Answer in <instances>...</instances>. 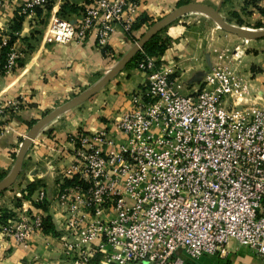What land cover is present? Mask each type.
Listing matches in <instances>:
<instances>
[{"label":"built area","instance_id":"1","mask_svg":"<svg viewBox=\"0 0 264 264\" xmlns=\"http://www.w3.org/2000/svg\"><path fill=\"white\" fill-rule=\"evenodd\" d=\"M48 1L27 0L18 12L31 15ZM138 2L93 0L53 16L42 39L67 43L92 34L106 50L114 31L130 30ZM7 40L0 36V47ZM19 57L9 50L4 70ZM155 63L147 55L137 61L147 81L129 93L117 118L73 136L56 197V235H49L74 264H196L224 257L232 242L264 264V79L214 65L201 88L181 93L171 67ZM44 198L39 188L34 201ZM44 216L24 209L0 230L27 245L45 234Z\"/></svg>","mask_w":264,"mask_h":264},{"label":"crops","instance_id":"2","mask_svg":"<svg viewBox=\"0 0 264 264\" xmlns=\"http://www.w3.org/2000/svg\"><path fill=\"white\" fill-rule=\"evenodd\" d=\"M25 1L27 0H5V4L0 7V36L9 38V26ZM92 1L50 0L48 8L43 7L31 15H25L19 29L14 32L13 44L23 49L21 63L12 73L5 74L6 71L2 73L0 70V107L8 104L6 107L16 110L15 104L9 105L12 99L27 105L17 106L18 110L8 117L0 114V180L10 173L20 143L28 128L41 117L40 112H49L63 104L75 89L88 82L91 73L102 68L106 72L113 66H107L109 58L102 55L103 49L96 46L92 34L82 40L67 43H47L40 38L33 51L28 52L26 48L27 44H32L35 40L37 34L34 30L40 25L38 22L42 21L43 31L50 19L60 15L63 9H80ZM180 1L139 0L135 13V20L138 19L139 23L137 29L132 30L135 38L145 32L150 22L158 20L181 4L201 2L217 6L220 0ZM261 7L259 0H222L219 11L224 9L228 14L239 16L241 12L251 11L255 17H261ZM176 31V28H168L166 34L173 40L157 58L167 65L175 64L173 79L176 89L179 88L181 93H192L199 87L193 76H199L215 65V48L211 47L214 39L206 36L205 43L201 36L190 37ZM131 39L119 28L109 36L107 49H111L116 56H122L134 44ZM259 54L264 57V52L255 54L256 66L252 69L257 68L260 72L250 70L247 73H256L255 78L261 81L264 79V58L259 57ZM146 79L143 72L129 68L122 70L109 84L107 97L110 101L104 109H92L98 102L90 99L86 102L88 105L84 103L80 106L82 108L76 107L63 112L39 130L30 141L15 181L0 192V211L5 209L14 216L24 209L33 212L40 209L45 216L50 217L55 230L59 181L64 167L73 159V136L79 131H95L117 118L128 105L129 93L142 86ZM179 80L182 86L178 84ZM85 104L89 112L83 109ZM6 118L8 121H4ZM31 182H37L38 185L25 197L23 194L27 192L26 186ZM39 188L45 191L42 204L34 201ZM49 234L35 233L29 238L27 245H20L0 230V264H74L63 255L61 247ZM91 264L97 263L93 260Z\"/></svg>","mask_w":264,"mask_h":264},{"label":"rangeland","instance_id":"3","mask_svg":"<svg viewBox=\"0 0 264 264\" xmlns=\"http://www.w3.org/2000/svg\"><path fill=\"white\" fill-rule=\"evenodd\" d=\"M263 9H264V7H261L259 10L263 11ZM221 14L224 17V19L230 23L241 25V26H244L247 28H253V29L259 28V27H256V25H255L256 22H258L259 20L260 21L264 20V17H262V16L261 17L260 16L255 17V15H253L251 13V11H247L245 13L241 12V14L239 16V15H234V14H228L224 9H221ZM236 17L240 18L242 20L241 24L236 23V20H235ZM38 24H40V25L38 26V28L36 30H34L35 34H37L35 37V40L32 41L33 42L32 44H27V46H26L28 52L33 51L35 49V46L37 44L38 39L42 38V33L44 32L45 26H44L43 31H42V27H43L42 21L38 22ZM261 27H264V26H261ZM168 28L169 29L176 28L177 29L176 33L177 32H180V34L186 33L190 37L201 36V37H203L202 40L205 41V43H207V42H206V39H204V37H206V36L212 37V39H214V42L212 43L211 47L214 46V48H215V51L213 53H214V55H216L215 65H217V66L237 67V68L241 69L243 72H250V70L254 71L256 73L260 72L259 69H257V68L252 69V67L256 66L255 62L257 60V57L255 56V54L259 53V51L262 53L264 52V38L244 39V38L237 36L236 34L226 32L225 30H223L219 27V25L217 24V22L215 20L208 17L207 14L201 13L199 11H192L189 14H184V15H181V16L173 19L171 22L166 24L161 29V33L166 34ZM181 29H183V30L181 31ZM127 35L129 38L132 37L131 40L133 43H135L139 39V37H138V39L136 38V40H135L134 34H131V36H129V34H127ZM169 38H170V42H171L173 39L171 36H169ZM212 39H211V41H212ZM42 40L44 41V39H42ZM170 42L168 43V46L170 45ZM205 43L203 44V46L206 45ZM11 49L15 50L18 53H21L23 51V49L21 47H16L15 44H13V43H12V46L9 48V50H11ZM9 50H8V52H9ZM224 50H226V51L224 52ZM102 55L109 58L107 60V62H108L107 66L109 67V66H111V64L114 66L117 63V61L124 54L122 56H116L113 54L111 49H107V50L102 51ZM260 56H261V58L263 57L262 54H259V57ZM19 59H21V57L17 58L16 66L10 72H6L5 74L12 73L15 70V68L18 66V60ZM157 60H159L157 63L158 65H167V63L165 61H163L162 59H157ZM169 66L171 67V76L173 77V76H175L174 74L176 72L175 71V64H170ZM125 69H128V68L123 67L121 69V71L125 70ZM129 69L135 70L136 72H143L145 77H147V73L144 72L143 70L137 68L136 64L130 65ZM121 71H119V72H121ZM106 72H105V68H102L98 71H95L94 73H91V75H89V77H88V82L80 85L78 87V89H75V91L72 92L71 96L69 95L70 98H66L65 102L68 101L69 99H71L72 97L78 96L80 93L87 90L94 83V81H96L101 75H103ZM119 72L116 73L108 82H106L102 87H100L87 100H85V101L81 102L80 104L72 107L71 109L76 108V107L82 108V107H80L81 104L88 102V100H90V99L94 100V101L96 100L98 102L97 104L95 103L96 104V105H94L95 107L92 108L94 110L104 109L106 106H108V102L110 101V99L107 97L108 91L110 90L109 84L111 83V80H113L114 77L117 74H119ZM205 73L200 74L199 76L198 75L193 76V80L199 86L198 89L203 86V78H204ZM256 73L252 74V79H254ZM146 81H147V79H146ZM146 81H144L142 84L146 83ZM178 84L180 86H182V82H180V80H179ZM178 89H177V91L180 92V90H178ZM250 100H253V99H250ZM10 101L11 102L9 103V105L11 104L14 106V104H15L16 110H13V109H10L9 107H6L8 104L5 107H0V109L4 110L2 112V114H4L7 117L12 115L13 113H15L14 111L18 110L17 106L19 107V106L23 105L26 107V105H27V104L19 103L20 101L16 100V99H12ZM13 102H15V103L13 104ZM86 104L83 105L84 106L83 109H85V110L87 109L86 106L89 103L87 105ZM29 105L35 106L36 104L35 103H29ZM71 109H69V110H71ZM87 110H88V112L90 111L89 109H87ZM50 111H52V110H50ZM40 113H41V117L39 119H41L48 112L46 111V112H40ZM195 263L196 264H261L258 257L251 250H249L243 246H238L237 244H235L233 242L230 243V245L228 246V252L224 255V257L217 258L216 256L206 255V256H203L199 259H196Z\"/></svg>","mask_w":264,"mask_h":264},{"label":"water","instance_id":"4","mask_svg":"<svg viewBox=\"0 0 264 264\" xmlns=\"http://www.w3.org/2000/svg\"><path fill=\"white\" fill-rule=\"evenodd\" d=\"M221 2L222 0L219 1L217 6H211L209 4L201 2H186L177 6L163 17L154 21L139 37V39L132 45V47L117 61V63L113 67H111L106 73L100 76L87 90L80 93L78 96L72 97L65 103L57 106L54 110L48 112L41 119H38L36 122H34L28 128L24 138L20 143L10 173L5 178L0 180V192L6 190L15 181L25 152L30 144L31 139H33L35 134L55 117L59 116L63 112L71 109L72 107L80 104L81 102L87 100L90 96H92L100 87H102L116 73H118L123 67H125L126 63L144 45V43L149 38H151L154 34L160 31L166 24L171 22L173 19L181 15L188 14L192 11L205 12L209 14L213 19H215L220 28L225 30L226 32L233 33L241 38L244 37L247 39L264 38V27L254 28V30H251L250 28L233 24L225 20L221 12L219 11V6Z\"/></svg>","mask_w":264,"mask_h":264},{"label":"trees","instance_id":"5","mask_svg":"<svg viewBox=\"0 0 264 264\" xmlns=\"http://www.w3.org/2000/svg\"><path fill=\"white\" fill-rule=\"evenodd\" d=\"M49 2L50 0L48 1V3L45 5V7H49ZM181 3L184 2V0H181L180 1ZM40 7H35L34 8V11H39ZM81 9V8H80ZM79 8L78 9H74V8H69V10H66V9H63V12L59 15V16H62V17H66L68 16L69 14L73 13V12H77L80 10ZM262 12V16H264V9L263 11L260 10ZM26 14H17V16L15 17V20L10 24L9 26V38L7 40V42L2 45L0 47V70L2 73H5L4 71V64L6 62V56L8 54V50L9 48L12 46V43L15 39V35H14V32L17 31L20 27V22L21 20L23 19V17L25 16ZM138 19H136L130 30L126 31L127 34H129V36H131L132 34V30H135L137 29L138 27ZM153 23L150 22L149 25H151ZM236 23L238 24H241L242 23V20L240 18H237L236 17ZM256 27H261V26H264V20H259L258 22L255 23ZM138 39V38H137ZM136 40V38H135ZM170 42V38L167 34H162L161 33V30L158 31L156 34H154L151 38H149L145 43L144 45L132 56V58L126 63L125 65V68H129L130 65L132 64H136L137 61L143 57L144 55H147V56H154L156 57V65H158V61L157 60L158 56L162 55L163 52L165 51V49L167 48L168 46V43ZM20 59L18 60V64H20ZM8 118H6L4 121H8L7 120ZM3 121V123H4ZM0 123H2V121H0ZM1 175H0V179H1ZM38 185L37 182H31L29 183L27 186H26V191L27 192H24V196L27 197L31 194V192L36 188V186ZM11 214L9 213V211L7 210H2L0 211V222L1 223H6L7 220L10 218ZM42 229H43V232L45 234L47 233H50L52 235H56V231L53 229V225L52 223L50 222V217L49 216H44L43 217V221H42ZM187 264H194V263H191V262H187Z\"/></svg>","mask_w":264,"mask_h":264},{"label":"bare ground","instance_id":"6","mask_svg":"<svg viewBox=\"0 0 264 264\" xmlns=\"http://www.w3.org/2000/svg\"><path fill=\"white\" fill-rule=\"evenodd\" d=\"M201 13H204V14H207V13H205V12H201ZM207 16L208 17H210L211 19H213L209 14H207ZM213 20H215V19H213ZM216 21V20H215ZM217 22V21H216ZM218 24V23H217ZM220 27V26H219ZM251 30H254L253 28H250ZM244 38V37H243ZM244 39H247V38H244Z\"/></svg>","mask_w":264,"mask_h":264}]
</instances>
